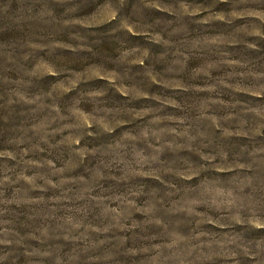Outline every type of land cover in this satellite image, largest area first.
Listing matches in <instances>:
<instances>
[{
    "label": "rangeland",
    "instance_id": "obj_1",
    "mask_svg": "<svg viewBox=\"0 0 264 264\" xmlns=\"http://www.w3.org/2000/svg\"><path fill=\"white\" fill-rule=\"evenodd\" d=\"M0 264H264V0H0Z\"/></svg>",
    "mask_w": 264,
    "mask_h": 264
}]
</instances>
